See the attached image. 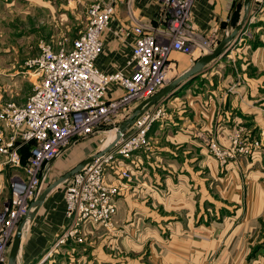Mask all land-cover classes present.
<instances>
[{"label": "crops", "instance_id": "0c3cea01", "mask_svg": "<svg viewBox=\"0 0 264 264\" xmlns=\"http://www.w3.org/2000/svg\"><path fill=\"white\" fill-rule=\"evenodd\" d=\"M62 1L69 7L79 5ZM124 1L116 0L95 60V67L104 74L130 73L127 62L134 43L132 27L140 19L159 17V0H135L133 18L124 15ZM49 2L0 0L7 7L22 4L24 11L49 7ZM55 4L59 6L58 1ZM249 4L250 0L247 4L246 0H195L192 11L198 35H214L216 49L242 29ZM255 23L250 28L253 39H238L229 52H223L147 110L163 107L165 114L149 128L148 148L125 161L131 182L122 180L125 187L116 198L112 226L105 229L85 224L81 227V234H87L84 241L63 244L55 258L46 261L49 250L70 225L60 190L65 181L37 208L33 203L81 162L53 182L46 180L55 166L63 164L61 158L71 146L47 165L42 192L26 217L17 264H264V15ZM200 58L172 52L167 82L159 91L188 72ZM120 94L122 91L112 85L106 98ZM148 99L131 106L127 117L112 130L115 136L118 127ZM238 123L262 136V147L221 166L209 156L200 138L210 134L221 139ZM133 131L132 125L123 134L128 136ZM62 167L58 170L65 169ZM10 171L0 156V192ZM118 175V171L107 170L109 185L116 184Z\"/></svg>", "mask_w": 264, "mask_h": 264}, {"label": "built area", "instance_id": "2783aa9c", "mask_svg": "<svg viewBox=\"0 0 264 264\" xmlns=\"http://www.w3.org/2000/svg\"><path fill=\"white\" fill-rule=\"evenodd\" d=\"M71 1L85 5L83 29L70 42L66 38L53 46L43 42L38 56L25 64L38 79L31 95L23 104L11 102L0 109V156L3 165L12 170L10 197L0 209V264L7 263L15 229L42 192L47 165L71 143L115 130L134 103L152 97L165 86L171 51L198 58L212 52L216 42L214 35H198L192 11L195 0H159V22H166L167 28L135 24L131 29L132 55L127 62L130 73L104 74L95 67V60L101 53L116 1ZM263 15L264 0H250L240 41L253 39L251 25ZM160 36L168 37L167 41L160 42ZM112 85L122 94L107 99ZM162 116L161 108L144 112L135 120L130 135L123 134L110 151L95 157L63 183L65 216L70 225L53 247L62 246L68 239L82 242L79 235L85 224L105 229L112 226L122 180H131L125 161L148 148L147 132ZM29 143L30 155L22 165L19 149ZM250 145L236 146L232 153L252 155L247 148ZM211 151L214 153L212 147ZM214 154L225 162L226 156ZM109 168L119 172L114 185L106 180Z\"/></svg>", "mask_w": 264, "mask_h": 264}, {"label": "rangeland", "instance_id": "374dc122", "mask_svg": "<svg viewBox=\"0 0 264 264\" xmlns=\"http://www.w3.org/2000/svg\"><path fill=\"white\" fill-rule=\"evenodd\" d=\"M47 1H50L48 4L49 7L33 11H24L22 4H15L16 7L13 8L0 3V109L4 104L11 102L15 104H23L31 95L34 87L38 83V79L32 71L28 72L29 70L26 68L25 64L38 56L40 45L43 42L49 43L51 46L56 45L57 42L62 40V38H66V40L70 42L77 36L78 31L84 27V4H71L69 7L67 4H64L62 0ZM57 1L59 3L58 7L55 4ZM123 4L125 7L124 15L133 18L132 16L136 13L135 0H125ZM158 6L159 10L157 14L159 16L162 11L160 1H158ZM146 20L147 21L140 19L139 21L143 25L154 28H167L166 22H159V17ZM254 24L251 26H255ZM263 31L264 29L261 32ZM167 39L168 37H159L160 42H166ZM172 52L173 51H171L169 55ZM169 55L167 59H169ZM167 63L168 61H166V64ZM161 109L163 114H165L164 108L162 107ZM172 109H166V111L170 113V110ZM97 135H95L96 137H92L94 139L88 140L87 138L83 141L80 140L81 142L78 141L75 144H70L68 146H71L69 151L61 158V164H63L59 167L55 166L52 171V176L46 181H55L58 177L75 167L78 163L86 160L87 157L90 158L98 154L104 149L105 144L110 145L109 142L115 140V132L113 131L110 133L100 132ZM200 140L203 145L207 147L209 156L221 166L233 162L238 157H248L251 155L250 153H232L236 146L244 147L245 145L252 144V146H247L249 150H252L251 153L255 149L262 147V136H255L251 131L249 132L247 127L242 123L235 124L221 139L208 134L207 137L200 138ZM254 142L257 143L256 146L253 145ZM211 147L213 148L214 153L216 152L220 155L226 156L225 162H222L217 158L218 156H215L216 154L211 151ZM62 166H64L65 169L59 171L58 169L63 168ZM11 172L12 170L10 171V174ZM62 187L60 190L63 193ZM9 197L10 182L9 180L7 182L4 178L2 190L0 192V209L7 203ZM79 236L80 239L84 241L87 234L83 235L80 232ZM69 242L71 243L72 241L68 239L66 243L68 244ZM10 247L11 243L8 248V253ZM52 248V250H50L51 252H48L49 254L46 255L44 260H53L55 258L57 247L52 246Z\"/></svg>", "mask_w": 264, "mask_h": 264}, {"label": "water", "instance_id": "95a60500", "mask_svg": "<svg viewBox=\"0 0 264 264\" xmlns=\"http://www.w3.org/2000/svg\"><path fill=\"white\" fill-rule=\"evenodd\" d=\"M247 3H248V0H246V4ZM241 31H242V29H240L239 31H236V33L234 32V34H232L231 36L226 38L223 42H221L220 45L216 49H214L209 54L204 55L199 60H197V62L194 64V66L188 72H186L185 74L180 76L177 80H175L173 83L167 85L161 91H159L158 93H156L155 95L150 97L148 100L143 102L142 105L139 106V108L136 109V112H135L136 114L134 116L130 117L128 120H126L124 123H122L118 127V130H117L116 136H115V140L108 146V148H106L105 150H102L97 155L92 156V157L84 160L78 166H76L73 170L69 171L64 176H62L60 179H58L56 182H54L50 187H48L46 190H44L42 192L40 197L33 203V206L35 208H37L40 205V203L42 202V200L45 198V196L51 190H53L58 185L62 184L64 181H66L67 179L72 177L75 173L79 172L84 166H86L88 163H90L95 157L101 156V155L105 154L106 152H108V150H110V148H112L113 145L121 138V136L123 135L125 130L127 128L132 127V125L134 124L135 120L139 116H141L144 112H146L152 105H154L155 103H157L160 100H162L163 98H165L166 95L170 94L171 90L176 88L177 85H179L181 82H184L188 78L192 77L194 74L198 73L204 66L209 64L211 61H213L216 57L221 55L223 52H224L223 54L229 52L231 50V48L236 44L238 39L240 38ZM236 34H238V37L234 40L232 45L230 47H228L224 51V47L229 42H231L233 40V38L235 37ZM141 110H143V111L141 112ZM26 217H24L18 223V225H17V227L15 229L14 236H13V239H12V242H11V247H10V250H9V253H8V256H7V263L6 264H17V257H18V253H19V247H20V242H21V238H22V232H23L25 223L27 221Z\"/></svg>", "mask_w": 264, "mask_h": 264}, {"label": "trees", "instance_id": "16d2710c", "mask_svg": "<svg viewBox=\"0 0 264 264\" xmlns=\"http://www.w3.org/2000/svg\"><path fill=\"white\" fill-rule=\"evenodd\" d=\"M32 147V144L29 143V144H25L23 146L20 147L19 149V155H20V158H21V163L22 165H26L27 163V159L30 155V149Z\"/></svg>", "mask_w": 264, "mask_h": 264}]
</instances>
